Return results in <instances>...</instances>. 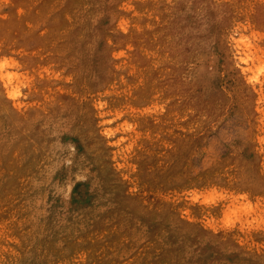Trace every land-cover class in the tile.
Returning <instances> with one entry per match:
<instances>
[{"label":"rangeland","instance_id":"obj_1","mask_svg":"<svg viewBox=\"0 0 264 264\" xmlns=\"http://www.w3.org/2000/svg\"><path fill=\"white\" fill-rule=\"evenodd\" d=\"M0 264H264V0H0Z\"/></svg>","mask_w":264,"mask_h":264}]
</instances>
